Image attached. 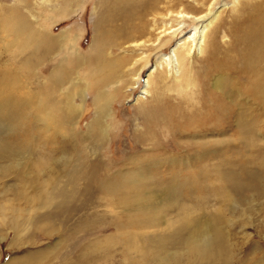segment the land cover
<instances>
[{
  "label": "bare ground",
  "instance_id": "6f19581e",
  "mask_svg": "<svg viewBox=\"0 0 264 264\" xmlns=\"http://www.w3.org/2000/svg\"><path fill=\"white\" fill-rule=\"evenodd\" d=\"M17 1L26 6L31 3ZM53 1L66 5L63 11L68 8V15L78 12L82 4L78 0ZM221 1H95L90 50L85 60H74L76 67L85 64L94 76L86 81L85 90L80 87L73 94L59 96L72 78L63 64L41 87L48 96L44 106L36 104L31 93L21 96L22 92H17L14 67L4 70L0 76V171L20 168L24 184L18 197H27L28 164L38 155L39 173L46 177H38L39 173L33 177V196L28 197L31 206L51 207L55 199L79 193L80 182L87 181L86 190L96 188L106 196L108 205L125 213V220L115 217L110 223L121 237V254L127 264H240L239 258L230 260L227 256L230 228L236 224L245 227L241 217L244 207L248 217L255 202L264 201V154L256 170L243 165L237 172L226 165L240 145L251 148L247 140L252 134L264 132V1ZM223 6H230L232 12L226 19L218 12ZM26 12L18 6L4 7L0 12V45L18 47L19 55L30 52L18 70H32L36 62L43 63L55 45H62L59 39L63 35L65 44L70 40L68 32L59 37L43 34ZM117 49L122 54L114 56ZM144 74L147 79L142 83ZM140 84L143 89L134 114L142 124V129H137L142 153L129 156L114 168L116 163L98 154L111 134L106 124L109 106L118 95L130 97L128 92ZM107 87L113 92L104 98ZM83 90L89 96L87 101L96 104L95 117L88 122L86 132L78 126L88 108L87 102L81 106ZM35 120L40 122V134ZM224 132L237 137L206 140ZM12 134H23V138L12 142ZM167 137L171 141L167 142ZM159 147L165 148L164 159L154 154ZM171 151L180 154L176 157ZM142 154L151 157L137 169H129L130 164H134L132 168L138 165L137 157ZM177 163L186 167L170 170ZM161 167H168V171L159 172ZM152 168L157 171L155 176L150 173ZM212 185L218 187L212 191ZM207 187L221 204L229 206L230 219L222 211L208 218L194 216L191 208L181 209V199L202 200L209 193ZM176 207L183 217L168 226L172 228L169 234L160 232L166 209ZM7 210V206H0L1 219ZM10 210L14 215L9 228L20 238L26 230L18 222L23 210ZM30 224L34 226L32 219ZM150 230L154 231L148 233ZM100 247L98 242L84 247L75 262L67 264L107 262L93 256ZM248 261L242 264H255V259Z\"/></svg>",
  "mask_w": 264,
  "mask_h": 264
},
{
  "label": "rangeland",
  "instance_id": "374dc122",
  "mask_svg": "<svg viewBox=\"0 0 264 264\" xmlns=\"http://www.w3.org/2000/svg\"><path fill=\"white\" fill-rule=\"evenodd\" d=\"M78 1L82 2L78 12L75 11L74 15L70 14V16L68 15V8L63 11L66 5L57 3L53 0L46 2L43 0H31L28 6L24 3H19L17 0H0V12L4 7L16 8L18 6L19 9L24 7L27 11L26 14L29 15V21L35 28L42 31L43 34L59 37L61 34L68 32L70 37L67 45L63 39L65 35H63L59 39L63 40L62 45H55L52 51L46 54L48 55L46 60L43 63L36 62L32 70L29 67H24L20 70L17 69L22 63V59L29 55V51L19 55L18 47L10 48L0 45V76L4 70L7 71L8 68L13 69L14 67L13 81L17 92L21 91V96L31 93L35 103L38 105L44 106V102H47L48 99L46 91L41 87L45 86L53 71L55 69H60L63 64L65 69L70 71L72 78L69 85L63 86L60 90L59 96H64L72 91L74 92L75 89L80 87L85 90L89 83L88 79L94 76L93 72L86 69L85 64L76 67L74 60L76 58L85 60L90 50L94 35L92 10L94 2H98V0ZM231 1L232 0H222L221 3H230ZM219 6H221V4L218 5V7ZM229 8L230 6H223L218 9V12L222 13L221 15L226 19L232 13ZM168 51L169 50H167V52ZM121 54L119 49H117L114 51L113 55L119 56ZM152 57L153 53L151 54V59ZM9 64L12 66L8 67ZM146 79L147 74H144L141 78L142 83H144ZM136 86H138V88L133 89V92H128L130 97H120V95H118L113 98L114 101H112L109 106L110 113L107 118L108 120H106V124L111 129V134L109 135L107 146L105 149L99 150L98 154H101L100 158L102 157L103 160L109 159L112 163H116L114 164V168H116L117 164L125 162L126 158L129 156H139L142 153L139 149L140 142L137 140V135L139 134L137 129H142V124L141 120L137 119L135 116L134 110L138 104L137 96L140 94L139 92H142L143 86L142 84ZM84 90L81 106L85 105L87 102L88 108L82 113V117L78 120L79 130L82 132H86L87 124L94 119L96 111V104L92 105L87 101L89 96H85ZM112 92L113 89L111 87L105 88L103 91L104 98H107ZM133 94L135 97H133ZM76 100V102H78V99ZM149 101L150 99L148 98L147 104ZM34 122L37 124V133L40 134V122L39 120H35ZM114 133L115 143L111 140V138L114 137ZM234 136L237 137L232 132H224L221 135H209L206 140L228 141ZM21 137L23 138V134L9 135L12 142L21 139ZM166 141H171V137H167ZM157 142L158 144L160 143L159 139H157ZM132 143L134 145H132ZM239 143H241V140H239ZM247 143L251 145V148L250 146L244 148L240 145V147H238L239 150L237 149L239 151H237L238 154L236 153L237 156L236 154L232 156L231 159L228 160L229 162L226 167L232 168L237 172H240L243 167L251 170L257 169L259 161H261L259 159H261V155L264 154V132L257 131L252 134L247 140ZM171 152L174 153L173 155L176 157L177 154H180L179 151ZM225 152H227L226 149H224V153ZM149 154L148 156L142 154L140 158L137 157L136 163L138 165L132 168L134 164H130L128 168L131 170L137 169L141 163L151 157ZM154 154H157L156 158L164 159L163 156H166L167 153L164 147H159ZM250 157L253 158L251 161L249 160ZM57 158H59V155L56 159ZM244 159L245 161L243 162ZM38 161L39 157L37 155L30 160L28 164L30 180H28L27 183V197H18L20 196L19 190L22 189L24 184L19 174L20 168L13 169L9 172L5 170L0 171V206H7L8 209L5 214L2 215L3 219L0 218V238H3L0 242V264H8L9 262H17V264L72 263L75 262L76 256L79 255L84 247L96 242H98L101 247L93 256L102 261L107 260V262L100 264H113L115 261L119 262V264H127L126 258L121 254V237L117 235L116 230L110 223L114 221L113 219H115V217L122 221L125 220V213L113 208L112 205H108V200L105 198L106 196L97 191L96 188L86 190L87 181L80 182L79 193H68L63 200L55 199L51 207L33 208L31 206L28 197L33 196L31 181L33 177L39 173L40 168ZM3 165L2 163L1 166ZM175 166L176 167H170V170H183V168L186 167V165H181V163H177ZM158 170L159 172H165L168 171V167H161ZM151 171L150 173L152 176H155L157 172L156 169L152 168ZM37 176L43 179L46 177V174L39 173ZM155 179L158 181L159 178ZM60 180L63 182L65 179L61 176ZM216 187H218V185H212V191L216 189ZM207 188L210 194L206 193L202 200H197L195 197L181 199L182 201H180V203L182 204L179 203V206L181 205L180 207H182L181 209H183V207L188 208V210L191 208L190 210L194 211V216L205 215L208 218L222 211L223 215L230 219L231 213L229 206L221 204L218 198L212 195L213 192L211 194L210 187ZM255 203V208L254 210H250L248 217L245 213V207L244 212L241 214V217L245 218L244 220L247 223L245 224L246 226L243 227L242 224H236L233 228H230L229 243H227V247L229 248L227 256L230 260L232 257L239 258L240 264L244 261L248 263L249 259H255V264H264V201H256ZM12 207H18L23 210L18 222L25 227L26 230H24L20 238H17L15 232L9 228L14 215L10 210ZM200 208H204V214L200 212ZM175 209H166V213L164 212L166 217L164 223L158 229L160 232L169 234V232H172V228L168 226L179 221L183 217L182 210H178V208L177 210ZM119 211L121 213H119ZM167 211L172 212L169 213ZM31 219L34 223L33 227L30 224ZM89 223L90 226L86 227ZM235 223H237V221H235ZM154 230L147 232L151 233Z\"/></svg>",
  "mask_w": 264,
  "mask_h": 264
}]
</instances>
